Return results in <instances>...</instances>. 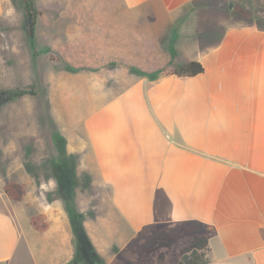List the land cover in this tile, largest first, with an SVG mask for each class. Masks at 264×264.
<instances>
[{
    "label": "crops",
    "instance_id": "0c3cea01",
    "mask_svg": "<svg viewBox=\"0 0 264 264\" xmlns=\"http://www.w3.org/2000/svg\"><path fill=\"white\" fill-rule=\"evenodd\" d=\"M7 3L0 0V73L17 37L2 29L17 24L5 19ZM94 5L73 22L90 25L89 53L72 66L82 74L70 82L80 106L65 112L58 79L63 141L47 153L59 183L84 175L99 187L97 206L80 212L101 264H177L196 237L207 240V264H264V0ZM62 21L32 17V40L37 26ZM188 60L203 71L162 74ZM71 120L81 128L73 136L61 130ZM69 195L75 203V190ZM57 209L45 230L22 232L0 186V264H73L70 221Z\"/></svg>",
    "mask_w": 264,
    "mask_h": 264
},
{
    "label": "rangeland",
    "instance_id": "374dc122",
    "mask_svg": "<svg viewBox=\"0 0 264 264\" xmlns=\"http://www.w3.org/2000/svg\"><path fill=\"white\" fill-rule=\"evenodd\" d=\"M23 1L8 0L5 19L17 24L2 28L6 34L17 35L10 38L15 50L9 54L5 52L4 67L0 73V88L14 94V98L0 108V186L4 194V206L15 215L22 232L25 228L30 230L33 227L32 216L44 215L47 221V215L54 218L59 216L57 205L63 206L70 221V236L75 237L68 210L74 209L80 215L83 226L82 212L97 206L99 196L96 193L99 187L96 184L90 186L82 175L71 184L72 194L74 190L77 193L75 203L72 197L64 199V193L60 192L57 170L50 163L47 153L49 146H59L62 144L59 141H63L57 135L60 107L56 99L59 92L56 82L58 79L65 81V112L72 113L79 109L80 105L74 98L80 91L73 88L70 82L80 78L82 73L76 72L79 68L72 66L84 61L82 53H89L87 34L90 25H76L73 22L78 17H88L94 13L95 2L109 0H28L33 17L43 13V16L58 15L64 20L60 24L37 26V38L34 39L33 34L35 41L25 22ZM42 3L44 7L49 6L50 10L41 9ZM238 9L250 15L248 11ZM42 27L45 32L41 31ZM76 32L81 33L80 37L74 35ZM74 43L82 45L81 50L75 53ZM80 129L73 127L72 120L69 123L66 121L64 126L61 124V130L72 136ZM6 182H16L23 187L24 193L20 199L6 195ZM83 230L89 241L84 227ZM92 249H87V252Z\"/></svg>",
    "mask_w": 264,
    "mask_h": 264
},
{
    "label": "trees",
    "instance_id": "16d2710c",
    "mask_svg": "<svg viewBox=\"0 0 264 264\" xmlns=\"http://www.w3.org/2000/svg\"><path fill=\"white\" fill-rule=\"evenodd\" d=\"M24 6L26 10V16L28 17L30 33H33V26L31 18L33 17V11L29 5L28 0H24ZM238 12L242 16H247L246 12L238 9ZM203 71L202 64L197 60H188L178 65H170L164 67L162 74H174L179 77H190L197 75ZM14 98L13 92L0 88V108L11 101ZM57 181H59L57 175ZM60 192L71 194V184H61L58 182ZM70 188V190H68ZM4 192L11 198L20 199L24 193L23 187L16 182H6L4 185ZM70 214V220L75 233L74 237V252H73V264H101L102 260L100 256L93 251L90 247L89 241L85 238L83 226L81 224L80 215L74 210H68ZM32 226L38 231H43L48 227V222L44 220V215H35L31 217ZM87 249L92 251L87 252ZM208 246L205 237H196L191 241L190 247L183 250L177 261V264H207L209 262Z\"/></svg>",
    "mask_w": 264,
    "mask_h": 264
},
{
    "label": "flooded vegetation",
    "instance_id": "af4514ba",
    "mask_svg": "<svg viewBox=\"0 0 264 264\" xmlns=\"http://www.w3.org/2000/svg\"><path fill=\"white\" fill-rule=\"evenodd\" d=\"M26 17H27V16H26ZM27 19H28V18H27ZM26 24H27V25L29 24V20H28V22H27ZM29 32H30V29H29ZM63 198H64V199H67V198H68V197H67V193H64V194H63Z\"/></svg>",
    "mask_w": 264,
    "mask_h": 264
}]
</instances>
